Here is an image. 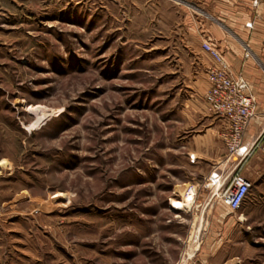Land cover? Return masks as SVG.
I'll use <instances>...</instances> for the list:
<instances>
[{"label":"rangeland","instance_id":"obj_1","mask_svg":"<svg viewBox=\"0 0 264 264\" xmlns=\"http://www.w3.org/2000/svg\"><path fill=\"white\" fill-rule=\"evenodd\" d=\"M177 6L0 0V264H199L217 156L237 160L172 59ZM232 211L236 264H264V176Z\"/></svg>","mask_w":264,"mask_h":264},{"label":"crops","instance_id":"obj_2","mask_svg":"<svg viewBox=\"0 0 264 264\" xmlns=\"http://www.w3.org/2000/svg\"><path fill=\"white\" fill-rule=\"evenodd\" d=\"M175 2L181 5L177 7L183 13L171 29L170 43L177 49L172 59L179 66L185 64L187 88L208 90L205 71L214 62L212 56L203 48V42L208 41L220 50L235 73L244 76L255 98L256 115L251 120L243 140V144L249 148L254 147V150L241 165L245 175L257 187L260 177L264 176V0ZM217 157L219 165L215 169L221 172L218 167L222 165V159L230 157L227 154ZM234 158L237 160L234 165L236 166L240 158L236 154ZM203 205L207 208V214L199 244L194 252L196 262L236 264L237 255L230 253L229 248L230 240L240 230L241 218L233 214L234 211L222 200L212 198V195L204 200Z\"/></svg>","mask_w":264,"mask_h":264},{"label":"built area","instance_id":"obj_3","mask_svg":"<svg viewBox=\"0 0 264 264\" xmlns=\"http://www.w3.org/2000/svg\"><path fill=\"white\" fill-rule=\"evenodd\" d=\"M252 26V23L248 24ZM203 48L214 62L207 68L208 90L205 101L209 109L222 118L227 125V142L240 159L234 169L226 172H213L211 180H220L218 197L232 210L239 209L250 194L254 183L242 170L241 162L250 154L254 147L243 144L245 132L256 115L257 105L249 90L244 76L235 73L225 60L220 50L210 42H203ZM247 56L250 55L249 47ZM225 174V175H224Z\"/></svg>","mask_w":264,"mask_h":264},{"label":"bare ground","instance_id":"obj_4","mask_svg":"<svg viewBox=\"0 0 264 264\" xmlns=\"http://www.w3.org/2000/svg\"><path fill=\"white\" fill-rule=\"evenodd\" d=\"M31 106V105H30ZM44 113V112H43ZM47 113V112H46ZM44 116H46V117H49V114H45ZM44 120V119H43ZM42 121V118L41 117H39L38 118V120H37V123L35 124V126H38V124H39V122H41ZM215 181H216V184H214L213 183V186H215V188H217V187H219V185H220V183H221V181L220 180H217V179H215ZM194 186V185H193ZM192 188V187H191ZM216 190V189H215ZM59 193V192H58ZM55 197V196H54ZM195 200H196V191H195V188L193 187L190 191H186L185 192V194L183 195V199H182V203L184 204V205H186L187 207H190V208H192L193 207V205L195 204ZM201 219V218H200ZM204 222V221H203ZM200 225H198V227H199ZM201 230V227H200V229H198L197 231H196V233H195V235H194V239L196 240V245H194L195 247L193 248V250L190 252V257L191 256H193V254H194V251L196 250V248H197V244H199L198 242H199V239H197V238H200L199 237V231ZM201 232V231H200ZM194 244V243H193Z\"/></svg>","mask_w":264,"mask_h":264}]
</instances>
